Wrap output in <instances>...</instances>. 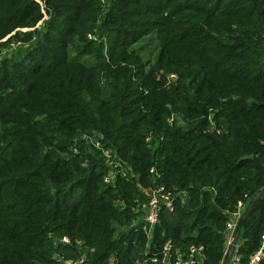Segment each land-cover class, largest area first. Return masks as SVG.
Listing matches in <instances>:
<instances>
[{"label": "trees", "instance_id": "16d2710c", "mask_svg": "<svg viewBox=\"0 0 264 264\" xmlns=\"http://www.w3.org/2000/svg\"><path fill=\"white\" fill-rule=\"evenodd\" d=\"M19 42L0 60V264H134L168 239L222 264L230 213L264 188V0H0V54ZM92 137L127 176L104 181ZM155 184L187 196L147 248L132 223ZM263 235L264 192L244 263Z\"/></svg>", "mask_w": 264, "mask_h": 264}, {"label": "built area", "instance_id": "2783aa9c", "mask_svg": "<svg viewBox=\"0 0 264 264\" xmlns=\"http://www.w3.org/2000/svg\"><path fill=\"white\" fill-rule=\"evenodd\" d=\"M101 1L103 3L108 2V0ZM176 78L177 76L175 74H171L169 77L171 81L176 80ZM173 119L174 117L172 116L170 121ZM89 141L94 144L96 148L102 150L105 162L110 166L109 172L104 177L106 183L113 182L119 174L127 176L131 168L120 158L114 156L111 149L105 148L99 139H94L92 137ZM151 172H155V169L152 168ZM142 190L148 196V201L139 203L137 209L141 214L133 221L132 226L135 227L136 230H141L145 233L148 239L147 248H150L155 229L160 222L162 210L166 209L173 211L177 198L181 196L185 200L187 194L186 192H176L175 190L169 189L164 184H155L150 188H142ZM246 206L247 205L243 201H239L236 210L229 215L225 231L227 248L233 240L234 231ZM61 242L70 244L71 239L65 236L61 239ZM205 251L206 248L204 245L197 244H192L188 250H182L177 248L171 239H168L163 243L158 253L153 252L150 254V250L147 249V257L143 260H135L134 264H203L206 258ZM85 259V257L74 259L58 256V262L56 264H85ZM111 264H114V262L111 261ZM228 264H264V235L260 247L250 256L246 263L243 262L242 256L238 253L237 243Z\"/></svg>", "mask_w": 264, "mask_h": 264}, {"label": "water", "instance_id": "95a60500", "mask_svg": "<svg viewBox=\"0 0 264 264\" xmlns=\"http://www.w3.org/2000/svg\"><path fill=\"white\" fill-rule=\"evenodd\" d=\"M264 192V188H262L250 201L249 203L247 204L244 212L242 213V216L241 218L239 219L238 221V224L236 226V229L234 231V235H233V240L232 242L230 243L229 247L227 248V251H226V254H225V257H224V260L222 262V264H228L229 263V260L231 259L234 251H235V248H236V245L238 243V240H239V237L241 235V231H242V227L244 225V222L246 221L253 205L255 204L256 200L258 199V197Z\"/></svg>", "mask_w": 264, "mask_h": 264}, {"label": "rangeland", "instance_id": "374dc122", "mask_svg": "<svg viewBox=\"0 0 264 264\" xmlns=\"http://www.w3.org/2000/svg\"><path fill=\"white\" fill-rule=\"evenodd\" d=\"M140 45L145 46L143 51H145L144 55L146 57L147 56H150V57L153 56L154 57L155 51L153 49H154L155 45H153V42H150V39L143 40ZM22 46H23V44H21V42L12 44V46L9 49H7L2 54H0V60L2 58L8 57V56H10L12 54H15L16 52H18V53L19 52H23V49L19 50V48H21ZM88 60L91 61V62L95 61V59H93V57L89 58Z\"/></svg>", "mask_w": 264, "mask_h": 264}]
</instances>
